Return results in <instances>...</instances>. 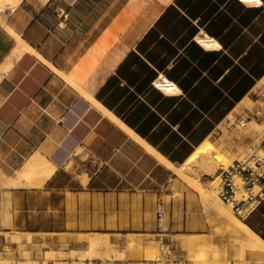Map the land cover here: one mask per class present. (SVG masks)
Returning a JSON list of instances; mask_svg holds the SVG:
<instances>
[{
    "label": "crops",
    "instance_id": "0c3cea01",
    "mask_svg": "<svg viewBox=\"0 0 264 264\" xmlns=\"http://www.w3.org/2000/svg\"><path fill=\"white\" fill-rule=\"evenodd\" d=\"M259 1L22 0L7 10L0 23V165L17 168L10 175L15 188L4 190L5 231L31 235V244L27 236L21 244L36 246L39 258L88 253L94 239L102 242L97 253L106 255L109 243L114 255L112 245L148 249L170 240L168 231L175 237L207 231L202 204L179 185L182 197L175 198L177 176L104 109L182 165L227 118L233 123L251 109L253 95L264 99ZM206 36L220 48L195 42ZM157 76L178 92L154 89ZM34 157L55 167L42 185L19 177ZM240 219L264 239V201ZM228 232L235 242L238 229L229 225ZM230 253L238 255L235 243ZM114 256L98 260L119 262Z\"/></svg>",
    "mask_w": 264,
    "mask_h": 264
},
{
    "label": "rangeland",
    "instance_id": "374dc122",
    "mask_svg": "<svg viewBox=\"0 0 264 264\" xmlns=\"http://www.w3.org/2000/svg\"><path fill=\"white\" fill-rule=\"evenodd\" d=\"M262 94L264 96V91ZM256 98H259L258 94L253 95L250 99L254 105L251 109H245L243 112L237 114L232 120L233 123H230V119L227 118L219 127V132L208 139L214 146V154L221 153L220 155L226 157V160L231 161L225 167L226 169L234 161H243L255 152L264 157V153L259 146L264 138V129L257 132L252 125L254 124L253 122L264 124V99L262 101H255ZM247 129H250V132L246 133L245 130ZM15 168L17 167H13L10 164L0 165V195L2 196L0 197V219H2L0 222V259H5L3 261L0 260V264H49L50 261H53L55 264H62L58 260H72V264H101L102 262L98 258L105 259L101 254L96 252L84 253V250L71 251L70 253H55L50 251L45 253L44 257H36V255L32 254V250L36 246L27 247L21 244L23 241L22 237L24 236L28 237L27 242L31 244V235L14 231L7 233L5 231L4 228L7 226L6 219L8 218V214L4 215V196L8 194L4 190L15 188L10 182L13 179L10 175L13 174ZM223 170L225 169H221L218 172L219 188ZM212 177L204 178L203 182L208 185ZM172 184L175 198L182 197V192L176 189V186L179 185L188 194L189 201H199L202 204L206 212L207 223L211 225L209 229L193 236L181 237L172 236L168 231L166 233L169 235L166 237L170 240L164 239L161 242H157L154 246L148 247V249H144V247H126L121 250L120 247L112 245L114 254L121 257L118 258L120 261H115L114 264H120L131 259L146 264H215L217 262L222 264L220 261L224 262L223 264L225 262H227L226 264H241L237 253H230V247L233 246L232 240L234 238L230 237L228 229L229 225L234 226V223L230 221L225 223L214 212L208 211L203 198L178 177L173 180ZM218 191L219 189L217 190V195ZM225 206L232 210L231 207ZM233 214L235 215L234 212ZM148 237L153 238V236ZM14 242L17 245H13ZM79 255L84 256V258H80Z\"/></svg>",
    "mask_w": 264,
    "mask_h": 264
},
{
    "label": "bare ground",
    "instance_id": "6f19581e",
    "mask_svg": "<svg viewBox=\"0 0 264 264\" xmlns=\"http://www.w3.org/2000/svg\"><path fill=\"white\" fill-rule=\"evenodd\" d=\"M22 0H0V23H3L4 13L7 10H14ZM246 5L252 6L260 4L259 0H242ZM17 38V36H16ZM19 43V48L22 50L28 49L27 46L17 40ZM197 41L205 48V49H217L220 48L219 43L206 36L202 38H198ZM167 84L161 85V90L166 94H173L178 92V88L165 80ZM90 97V96H89ZM92 100L93 98L90 97ZM99 107H101L98 104ZM105 113L109 115L116 123L121 125L123 129H125L130 135L134 136L151 154L155 155V157L163 164L167 166V168L172 171L179 179L193 188L205 201V204L208 208L216 214L220 220L230 221L234 223V226L238 229L239 235L237 236L236 241L233 243L236 244V250L238 251L239 260L241 264H251L250 261L247 260V254H250L255 260L257 264H264V239H262L257 233H255L244 221L240 220L236 217L232 210L227 208L223 201L217 195V190L219 189V170L226 169L228 163H231L230 160H226V157L220 154H214V146L209 141H205L200 147H198L189 158L182 165H174L170 161H168L163 155L158 153L156 150L147 145L144 141L135 136L130 130H128L118 119H116L111 113L104 109ZM257 125V124H256ZM261 130V129H260ZM264 153V150L261 149ZM216 152V149H215ZM219 152V151H218ZM225 154V153H224ZM37 157V155L35 156ZM29 160V163L23 171H19V177L30 180V182H34L36 184L42 185L45 181H47L51 175L55 171V167L50 164L49 161L41 158H35ZM44 158V157H43ZM199 161V162H198ZM240 161V160H238ZM69 166V165H68ZM70 168V167H69ZM213 176L212 180H210L209 184L206 185L203 182L204 178ZM17 180V179H16ZM15 180V181H16ZM84 181H86L83 178ZM21 181V180H20ZM21 185V182L16 181ZM29 182V183H30ZM207 182V181H206ZM17 185V184H16ZM30 185V184H29ZM34 185V184H32ZM36 186V185H35ZM12 240V239H11ZM100 240V239H99ZM99 240L94 239L91 240L90 252L94 253L98 251L101 246ZM235 240V238H234ZM104 245V244H103ZM106 245V244H105ZM109 243L107 244V252L106 255H102L104 258L113 259L114 255H112L109 251L110 249ZM99 253V252H98ZM83 255V254H82ZM82 255H79L80 258ZM216 258V257H214ZM5 260V259H0ZM106 260V259H105ZM229 261V260H228ZM237 262V260H236ZM220 263H224L221 262ZM227 262H225L226 264ZM230 263V262H229ZM105 264V261L103 262ZM219 264V262L215 263Z\"/></svg>",
    "mask_w": 264,
    "mask_h": 264
},
{
    "label": "built area",
    "instance_id": "2783aa9c",
    "mask_svg": "<svg viewBox=\"0 0 264 264\" xmlns=\"http://www.w3.org/2000/svg\"><path fill=\"white\" fill-rule=\"evenodd\" d=\"M195 42L201 45L197 40ZM162 84H167L162 77L153 82V86L160 91ZM259 146L264 150V138ZM220 178L218 196L225 205L232 208L236 216L246 218L264 201V157L258 153H253L243 161H234L222 171ZM165 215L164 204L159 200L157 205L159 222L163 221Z\"/></svg>",
    "mask_w": 264,
    "mask_h": 264
},
{
    "label": "trees",
    "instance_id": "16d2710c",
    "mask_svg": "<svg viewBox=\"0 0 264 264\" xmlns=\"http://www.w3.org/2000/svg\"><path fill=\"white\" fill-rule=\"evenodd\" d=\"M158 78V76L157 77H155V79L152 81V87L154 88V89H156L154 86H153V82L156 80ZM248 224L251 226V228H253L254 229V227H253V225L250 223V222H248ZM262 236V235H261ZM263 238H264V236H262Z\"/></svg>",
    "mask_w": 264,
    "mask_h": 264
}]
</instances>
